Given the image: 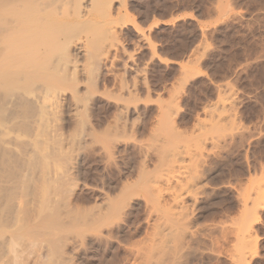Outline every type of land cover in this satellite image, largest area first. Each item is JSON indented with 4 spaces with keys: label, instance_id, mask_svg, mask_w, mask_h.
I'll return each instance as SVG.
<instances>
[{
    "label": "rangeland",
    "instance_id": "374dc122",
    "mask_svg": "<svg viewBox=\"0 0 264 264\" xmlns=\"http://www.w3.org/2000/svg\"><path fill=\"white\" fill-rule=\"evenodd\" d=\"M118 12L122 29L111 39L118 47L112 46L98 84L82 76V93L91 94L82 102L93 132L89 146L94 152L102 148L103 159L88 147L98 157L93 162L83 150L77 196L85 206L105 202L122 180L133 184L153 164L155 140L172 138L184 164L173 175L196 165L202 178L195 188L198 201L185 199L190 230L197 234L182 238L186 247L163 264H264V0H126ZM219 115L232 120L217 125ZM159 135L167 139L159 142ZM138 186L113 227L101 229L102 239L90 231L91 241L68 247L74 264L141 263L138 252L155 236L157 216Z\"/></svg>",
    "mask_w": 264,
    "mask_h": 264
},
{
    "label": "bare ground",
    "instance_id": "6f19581e",
    "mask_svg": "<svg viewBox=\"0 0 264 264\" xmlns=\"http://www.w3.org/2000/svg\"><path fill=\"white\" fill-rule=\"evenodd\" d=\"M125 5L126 0H0V264H74L75 256L69 254L68 247L80 239L85 242L90 231H97V241L102 239L101 229L110 224L113 227L114 218L125 213L136 183L146 192L148 205L157 216L155 236L153 233L145 251L140 247L138 252L143 259L140 264L175 260L186 245H181L182 238L197 234L196 229L190 230L191 215L185 199L198 201L195 188L202 177L196 165L188 170L185 165L181 175H173L184 164L181 166L175 141H161L163 133L159 135L161 144L154 139L155 161L150 158L154 161L151 166L144 161L146 166L133 184L120 178V188L114 186L119 193L111 189L113 195L109 194L105 202L97 200L91 206L82 204L77 196L82 152L88 147L93 150L89 146L93 132L86 114H82V102L91 94L89 90L82 93V76L98 84L112 46L118 47L111 39L119 36L122 24L118 25L114 13ZM227 100L222 108L228 105ZM219 116L217 125L227 118L232 120ZM101 150L95 152L103 153ZM92 152H88L90 156ZM94 236L87 238L91 241Z\"/></svg>",
    "mask_w": 264,
    "mask_h": 264
}]
</instances>
